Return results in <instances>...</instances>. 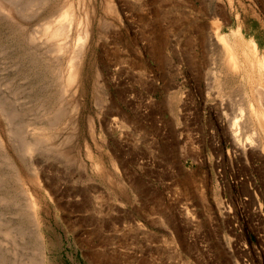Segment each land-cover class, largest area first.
Listing matches in <instances>:
<instances>
[{
    "label": "rangeland",
    "instance_id": "obj_1",
    "mask_svg": "<svg viewBox=\"0 0 264 264\" xmlns=\"http://www.w3.org/2000/svg\"><path fill=\"white\" fill-rule=\"evenodd\" d=\"M98 1L32 0L30 23L17 3L1 7L10 17L0 14V264H264V129L245 154L228 127L242 94L264 86V65H251L239 44L264 59V0H114L113 13ZM67 2L92 32L76 97L56 80L70 51L52 57L29 39ZM222 68L224 93L211 74ZM47 116L58 117L51 140L21 156L20 139Z\"/></svg>",
    "mask_w": 264,
    "mask_h": 264
},
{
    "label": "bare ground",
    "instance_id": "obj_2",
    "mask_svg": "<svg viewBox=\"0 0 264 264\" xmlns=\"http://www.w3.org/2000/svg\"><path fill=\"white\" fill-rule=\"evenodd\" d=\"M32 1V0H31ZM31 1H26L24 2L25 4H21L22 2H15V0H0V14L2 13V17H10V15H8L7 13L2 12V6L3 8H7L8 13H10L9 9L14 8V4H16L17 6V10L20 13H22L24 15V17L26 18V23H30L32 20V14L34 15V13H32V10L34 9L33 7H35V4H32L33 2ZM79 1V0H78ZM124 1V0H122ZM15 2V3H14ZM45 2V1H44ZM41 2V3H44ZM118 2V1H116ZM125 3L129 2V0L124 1ZM123 2V3H124ZM132 2V1H131ZM37 3V2H36ZM122 3V2H121ZM121 3H119V5H121ZM122 3V5H123ZM145 3V2H144ZM164 3V2H163ZM68 4V2H67ZM100 4L102 5V7L104 8V6H108V10L111 11L113 13V9L116 8V5L114 3V0H99L97 3H95V5L97 6V9L100 8ZM129 4H124L127 7L130 5ZM143 4V3H142ZM147 4H149L147 2ZM22 5V7H21ZM43 5V4H42ZM45 5V4H44ZM63 5V4H62ZM123 5V7H124ZM210 5V4H208ZM206 5V6H208ZM153 6V5H152ZM220 6V5H219ZM217 4V7H219ZM122 7V6H120ZM122 7V8H123ZM154 7V6H153ZM135 8V7H134ZM211 8V7H210ZM209 8V9H210ZM40 9V7H39ZM80 9V8H79ZM123 9H129V8H123ZM147 9V8H146ZM161 9V8H160ZM162 10V9H161ZM99 11V10H98ZM125 11V10H124ZM217 11V9H216ZM108 11H103V16L101 17V19H103L105 22L111 20L110 18V13ZM123 12V11H122ZM153 12V11H152ZM211 12V11H210ZM213 12V11H212ZM221 12V11H220ZM99 13V12H98ZM126 13V12H124ZM85 14V13H84ZM130 14V13H129ZM211 14V13H210ZM102 15V14H101ZM113 15V14H112ZM126 15V14H125ZM128 15V14H127ZM136 15V14H135ZM219 15V14H217ZM133 16V15H132ZM131 16V17H132ZM139 16V15H138ZM214 16V14H213ZM22 17V15H21ZM52 17V16H51ZM83 17V16H82ZM82 17L80 16L79 11L73 7L72 4H68L65 7H62L61 9L58 10L56 16L54 18H49L47 19L43 24L41 23L39 26V28H37L36 30L34 29V34H30V41H31V45L33 48L35 49H39V52H43L45 54H56V53H62L65 51H70L69 52V56H68V62L67 65L65 66L66 68H64V70H62V72H60V75L57 76L56 80L59 84V90H62L61 93H63V95H68L70 97H76L77 94L80 91V87L81 86V71L83 69L84 64L82 63V60L80 58V53H83L84 50L86 49V43L90 38V35L92 34L91 32V26L89 27V23L86 25L85 23H83ZM128 17V16H126ZM6 18V19H7ZM139 18V17H137ZM132 19V18H131ZM140 19L142 21H144V16H141ZM139 19V20H140ZM97 22V21H96ZM146 22V21H145ZM112 23V22H111ZM115 23V22H114ZM138 23V22H137ZM148 23V22H147ZM146 23V24H147ZM96 24V23H95ZM110 24V23H109ZM116 24V23H115ZM139 24H142L139 23ZM26 25V24H25ZM29 25V24H28ZM144 25V24H143ZM104 26V25H103ZM115 25H112V27ZM141 26V25H140ZM148 26V25H147ZM27 28H29V26H26ZM117 27V26H116ZM97 28V27H96ZM139 25H138V29H139ZM145 28H149L145 27ZM112 29V28H111ZM115 29V28H114ZM113 29V30H114ZM142 31V29H140ZM202 30V28H198L196 31L198 33H201L200 31ZM234 30V29H233ZM232 30V31H233ZM110 31V30H108ZM145 31V30H144ZM236 31V30H235ZM129 32V31H128ZM139 32V31H138ZM110 33V32H109ZM144 34H146V32H143ZM143 33L141 32L140 36H144ZM113 34V33H112ZM131 35V34H130ZM217 33L213 32L212 35H209V39H213L214 37H216L217 39ZM125 36V35H124ZM111 37V35H110ZM115 37V36H114ZM134 37V36H133ZM197 37V36H196ZM116 38V37H115ZM121 38V37H120ZM195 39V38H194ZM239 36L235 35L234 40H238L239 41ZM232 40V41H234ZM39 41V44H34L35 42ZM127 41H129L127 39ZM196 41V40H194ZM228 41V40H227ZM116 42V41H114ZM224 42V41H223ZM96 44V43H95ZM145 44V43H142ZM243 49V53L245 55V57L250 61L251 65H264V59L258 57L257 55V48L253 47L250 44H246L241 42L239 43ZM23 45V44H22ZM195 45V44H194ZM227 45V44H226ZM230 45V44H229ZM233 45V43H232ZM231 45V46H232ZM143 47V45H141ZM228 47V46H227ZM234 47V46H233ZM232 47V48H233ZM140 48V47H139ZM235 48V47H234ZM6 49V48H4ZM11 49V48H9ZM125 49V48H124ZM233 49L227 48L224 52V59H225V64L226 66H228L231 70L234 68H237L239 65H237V62L235 61V54L232 51ZM5 51V50H4ZM14 51V50H13ZM1 52V50H0ZM37 52V51H36ZM128 52V51H127ZM142 52V51H141ZM63 54V53H62ZM61 54V55H62ZM144 54V53H143ZM60 55V54H58ZM52 56V55H51ZM144 56V55H143ZM29 57V56H28ZM54 57V56H52ZM57 57V55L55 56ZM63 57V56H62ZM80 58V59H79ZM53 59V58H52ZM138 59V58H137ZM28 60V59H27ZM132 60V59H131ZM241 60V59H240ZM37 61V60H36ZM64 61V60H63ZM30 62V61H29ZM60 62V61H58ZM134 62V61H133ZM141 63V62H140ZM242 63V62H241ZM240 63V64H241ZM117 64V63H116ZM119 64V63H118ZM130 64V63H129ZM135 64V63H134ZM142 64V63H141ZM133 65V63H132ZM15 66V65H14ZM144 66V65H143ZM17 67V66H16ZM57 67H59L57 65ZM61 67V66H60ZM59 67V68H60ZM64 67V66H62ZM116 67V66H115ZM120 66H118L119 68ZM244 67V66H243ZM58 68V69H59ZM114 68V67H113ZM117 68V67H116ZM56 69V68H55ZM143 69V68H142ZM140 70V68L138 69ZM242 70V69H241ZM28 71V70H26ZM60 71V70H59ZM122 71V69H121ZM125 71V70H124ZM133 71V70H132ZM238 71V70H237ZM245 72V70H242ZM131 72V71H130ZM232 72V71H231ZM234 72V71H233ZM111 73H113L111 71ZM116 73V72H115ZM120 73V72H119ZM126 73V72H125ZM237 73V72H236ZM242 73V72H241ZM255 73V72H254ZM253 73V74H254ZM18 74V73H17ZM31 74V73H30ZM29 74V75H30ZM57 74V73H55ZM129 74V73H128ZM135 74V73H130V75ZM137 74V73H136ZM212 78H213V83H216V87L219 89L220 92H223V89L230 86L231 82L229 80V78H227V75H229L228 71H225L223 68L220 69L219 71H213L212 73ZM116 75V74H115ZM121 75H124L121 72ZM145 75V74H144ZM241 75V74H240ZM112 76V75H111ZM114 76V75H113ZM126 76V74L124 75ZM123 76V78H125ZM8 77V76H7ZM117 77V76H116ZM127 77V76H126ZM139 77V76H138ZM4 78V77H2ZM50 78V77H49ZM113 78V77H112ZM131 79H133V81H135L134 79L137 77H130ZM243 78V77H241ZM254 83L256 81H258V76H252ZM258 78V79H257ZM28 79V78H26ZM116 79V78H115ZM121 81V78H119ZM129 78H127L128 81ZM129 79V81L131 80ZM138 79V78H137ZM1 80V79H0ZM125 80V79H124ZM9 79L7 81H4L5 83H8ZM11 81V80H10ZM9 81V82H10ZM45 81V80H44ZM126 81V80H125ZM124 81V82H125ZM126 81V82H127ZM144 81V80H143ZM142 81V82H143ZM246 81V80H245ZM3 82V83H4ZM119 82V81H118ZM132 82V81H131ZM138 82V81H137ZM136 82V83H137ZM241 82V81H240ZM261 82V81H260ZM259 82V83H260ZM2 83V85H3ZM54 83V82H52ZM117 83V81H116ZM130 83V82H129ZM133 83V82H132ZM212 83V86H213ZM257 83V85L254 86V97L252 96V98H250L247 93H243L242 94V100L238 103V105L236 106V103H234L232 106H236L234 110L236 111V113H234L230 118H229V122H228V127L230 128V132L232 133L231 136L235 137L236 141L242 151L245 153H247V149L251 148L252 146H256L259 145L261 143V139L262 137V133L261 130L264 129L263 125L261 122L264 121V86H262L261 84ZM1 84V83H0ZM45 84V83H44ZM127 84V83H126ZM230 84V85H229ZM6 85V84H5ZM108 85V84H107ZM246 85V84H245ZM248 85V84H247ZM40 86V85H39ZM129 86V85H128ZM2 87V86H1ZM0 87V119L1 117H3L5 115L6 112H4V105L6 104V101L8 100V98H6L5 93H2V88ZM4 88V87H3ZM43 88V87H42ZM215 88V87H214ZM6 89V88H4ZM247 89V88H246ZM55 90V89H54ZM104 90V89H102ZM249 90V89H248ZM109 91V90H108ZM218 91V92H219ZM244 91V90H243ZM253 91V88H252ZM121 92V91H120ZM250 92V91H249ZM42 93V92H41ZM60 93V94H61ZM224 93V92H223ZM253 93V92H252ZM105 94V93H104ZM117 94V93H115ZM59 95V94H58ZM62 95V96H63ZM118 95V94H117ZM120 95V94H119ZM251 95V94H249ZM52 96V95H51ZM59 97V101L64 102L65 97ZM122 97V96H121ZM82 99V98H81ZM67 100V99H66ZM65 100V101H66ZM69 100V99H68ZM72 100V99H71ZM77 101V100H76ZM75 101V102H76ZM105 101H107L105 99ZM136 101V100H135ZM61 102V103H62ZM69 102V101H68ZM104 102V101H103ZM67 103V102H66ZM71 103V102H69ZM68 103V104H69ZM77 103V102H76ZM131 103V102H128ZM136 103V102H135ZM67 104V105H68ZM127 104V103H126ZM76 106V105H75ZM61 107V105L59 106ZM66 107V106H65ZM57 109V107H55ZM54 108V109H55ZM64 109V107H62ZM61 108V109H62ZM50 111V110H49ZM54 111V110H53ZM62 111V110H61ZM60 111V112H61ZM56 112V110H55ZM246 112L248 114H246ZM51 114V113H49ZM54 114V113H52ZM55 115V114H54ZM59 115V114H58ZM52 116V115H51ZM57 116V115H56ZM56 116L54 117H48L49 122L47 126H42L41 128H39L37 131L34 132L33 137L31 140H21V148H19L20 154L21 156H28V155H32L34 154V151H36L37 149H39V145L44 144L45 142H49L51 139L50 137L52 134L53 129L56 127V122L58 120V117L56 118ZM62 118V117H61ZM60 118V119H61ZM8 120V118L6 119ZM228 120V119H227ZM221 121V120H220ZM223 121V120H222ZM225 123V122H223ZM258 123V124H257ZM66 124V122H65ZM73 124V123H72ZM62 127V126H61ZM225 127V126H224ZM244 128L243 129V133L241 136V132H240V128ZM260 127V128H259ZM226 128V127H225ZM262 128V129H261ZM261 129V130H260ZM228 130V129H227ZM229 131V130H228ZM264 131V130H263ZM54 132V131H53ZM24 133V132H22ZM21 134V133H19ZM17 134V135H19ZM54 134V133H53ZM264 134V133H263ZM23 135V134H22ZM30 136H32L30 134ZM19 141V140H18ZM6 142V141H5ZM0 145L5 148V144L3 141V138L1 136V131H0ZM259 149V148H258ZM249 150V149H248ZM258 151V150H257ZM259 152V151H258ZM245 153V154H246ZM250 153V152H249ZM248 154V153H247ZM255 153H253L254 155ZM264 154V153H263ZM241 155V154H240ZM251 156V155H250ZM249 156V157H250ZM262 156V155H261ZM243 157V156H242ZM244 158V157H243ZM5 159L9 161L10 167L16 169L17 173H16V178H19V172H18V167H17V162L15 161V158L13 155H11L9 152L6 153L5 155ZM32 161V160H31ZM26 165V164H25ZM33 169V168H32ZM34 173V172H33ZM37 177V176H36ZM38 180V179H37ZM39 182V181H38ZM40 185V184H39ZM44 187V186H43ZM40 188V186H39ZM23 190L25 191L24 193L27 194V206L30 210L31 216L33 219H37V210H36V201L35 198L33 197V195L31 194V192H29L27 190V188H23ZM22 190V191H23ZM23 193V192H22ZM255 196H257L255 194ZM2 198L8 197L7 195H2ZM11 199V198H10ZM262 203V202H261ZM261 206V205H260ZM221 212V211H220ZM225 212V211H223ZM228 213V212H227ZM260 213V212H259ZM37 221V220H36ZM38 226V225H37ZM40 231V230H39ZM41 234V233H40ZM41 236V235H40ZM2 260V259H1ZM4 261V259H3ZM2 262V261H1ZM3 264V263H2ZM21 264H44L43 261L42 262H36L34 263V261H30V262H23Z\"/></svg>",
    "mask_w": 264,
    "mask_h": 264
}]
</instances>
